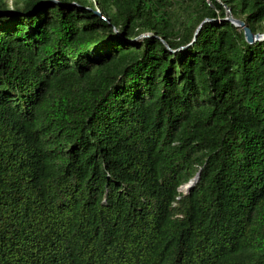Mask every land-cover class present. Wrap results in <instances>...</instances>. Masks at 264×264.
<instances>
[{
    "label": "trees",
    "instance_id": "obj_1",
    "mask_svg": "<svg viewBox=\"0 0 264 264\" xmlns=\"http://www.w3.org/2000/svg\"><path fill=\"white\" fill-rule=\"evenodd\" d=\"M227 8L264 33V0H0V264H264V41Z\"/></svg>",
    "mask_w": 264,
    "mask_h": 264
},
{
    "label": "water",
    "instance_id": "obj_2",
    "mask_svg": "<svg viewBox=\"0 0 264 264\" xmlns=\"http://www.w3.org/2000/svg\"><path fill=\"white\" fill-rule=\"evenodd\" d=\"M2 14L4 15H10L9 13H6V12H1ZM96 15L98 16H102L101 15V12L99 10L96 11ZM227 18L224 19V21H229L231 22L233 25H235L237 28L241 29L244 31V35H245V39L246 41L249 43V44H253L255 42H258V41H264V33H258V34H254L251 29L249 28V26L242 20L240 19H236L233 17L232 13H231V10L229 8H227ZM108 22H110L108 20ZM207 22L204 21L197 29L196 33H195V38L193 40V42L190 44L192 45L196 39H197V36L198 34L200 33L202 27H203V24ZM149 35H142L141 37H139L138 39H141V38H144V37H147ZM165 45L167 46V48L169 49V46L165 43ZM188 45V46H190ZM183 49V48H182ZM200 179V173H198L195 178H193L189 183H187L186 185H183L179 188V192L183 193L184 195H188L190 193V191L195 187V185L198 183Z\"/></svg>",
    "mask_w": 264,
    "mask_h": 264
},
{
    "label": "rangeland",
    "instance_id": "obj_3",
    "mask_svg": "<svg viewBox=\"0 0 264 264\" xmlns=\"http://www.w3.org/2000/svg\"><path fill=\"white\" fill-rule=\"evenodd\" d=\"M12 1L13 0H8V2H9V5H12ZM13 7L12 6H10V9H12Z\"/></svg>",
    "mask_w": 264,
    "mask_h": 264
}]
</instances>
